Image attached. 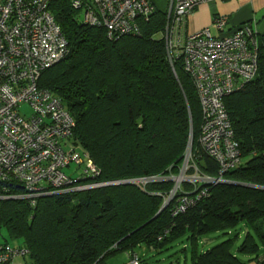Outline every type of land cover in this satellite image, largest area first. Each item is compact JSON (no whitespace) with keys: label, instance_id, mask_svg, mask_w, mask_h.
Listing matches in <instances>:
<instances>
[{"label":"trees","instance_id":"16d2710c","mask_svg":"<svg viewBox=\"0 0 264 264\" xmlns=\"http://www.w3.org/2000/svg\"><path fill=\"white\" fill-rule=\"evenodd\" d=\"M49 9L70 54L44 71L40 84L75 118L71 143L94 159L98 180L161 175L170 166L167 174H178L191 139L201 171L218 174L216 161L200 150L203 115L193 80L183 61L170 63L165 39L155 38L165 28L164 9L140 20V34L114 38L104 27L82 22L71 0H51ZM225 104L243 164L225 174L230 183L210 185L208 195L185 213L173 215L176 200L162 207L171 181L56 193L35 205L1 198L5 188L22 190L0 183V229L22 240L29 250L26 264H104L110 255L135 253L142 244L162 252L183 240L181 251L191 264H245L235 249L264 264V34L256 77ZM210 232L228 237L202 250L199 240Z\"/></svg>","mask_w":264,"mask_h":264},{"label":"built area","instance_id":"2783aa9c","mask_svg":"<svg viewBox=\"0 0 264 264\" xmlns=\"http://www.w3.org/2000/svg\"><path fill=\"white\" fill-rule=\"evenodd\" d=\"M50 1L0 0V183L22 190L14 193L5 188L1 198L28 199L35 205L39 198L68 191L120 183L145 187L143 178L98 180L101 170L94 159L71 143L75 118L60 98L40 84L44 71L70 54L68 40L49 9ZM211 1L216 0H167L164 8L168 59L172 65L183 61L193 80L203 115L200 150L218 165L216 176L202 172L190 140L179 173L158 178L174 183L164 204L177 201L173 215L195 206L208 195L210 185L228 183L225 174L244 161L225 99L256 77L259 33L251 21L224 33L227 16L214 18L218 35L210 27L189 33V16ZM71 2L83 13L85 24L104 27L111 38L140 34V20H149L158 7L153 0ZM24 104L31 114L23 112ZM72 165L79 176L68 174ZM28 253L24 246L0 244V264H21L16 259ZM129 256L130 264H141L137 254Z\"/></svg>","mask_w":264,"mask_h":264},{"label":"rangeland","instance_id":"374dc122","mask_svg":"<svg viewBox=\"0 0 264 264\" xmlns=\"http://www.w3.org/2000/svg\"><path fill=\"white\" fill-rule=\"evenodd\" d=\"M156 2L163 7L166 6V0H156ZM81 21L83 22V13H81ZM212 26H213V23H212ZM202 29H204V28H200L197 30H191L190 29V32L196 33V32L201 31ZM163 37H164V30L155 36V38H163ZM22 110H23V112H27L28 114H31V109H30L29 105L24 104L22 107ZM192 131H193V124H192ZM190 138H193V133L191 134ZM193 146H194V144H193ZM184 154H185V152H184ZM184 154H183V157H184ZM171 168H172V166H170L169 168L164 170L163 173H161V175L166 176L167 171H170ZM67 172H68V174L73 175L75 177L79 176V174H80V171L76 169L75 165H72V168L67 170ZM161 175L159 174V175H153L150 177H143V179L146 180V183H149L151 181H156V180L160 181V179H158V178L162 177ZM120 184H125V183H120ZM120 184H115V185H120ZM129 184H131V183H129ZM111 186H113V185H111ZM173 186H174V183L170 187V190L173 188ZM166 197H168V196H166ZM244 232L245 231L241 232L240 241L238 242V244L241 243V241L243 240ZM227 237H228V235L224 234L223 232L207 233V234L203 235L201 237V239L199 240L201 243L200 244L201 249L206 250L208 248H211L212 246H214V245L220 243L221 241L225 240ZM159 239H161V238H159ZM6 241H7V243L11 244L12 246L18 247L19 245H22V240L12 239L10 237L8 230L5 227H3L2 229H0V243H4ZM185 245H186V241L183 240V241H179V242L174 243L172 245V247L168 250H164L162 252H156L154 250H149L147 248V245L143 244V245H140L139 247L135 248V254L138 255L141 264H191L190 255L188 254V256H187V254H185L181 251V249ZM234 251L236 253H238L240 259L245 264H258L257 260L252 259L253 258L252 256L247 255V254H242V253L240 254L239 252H237V249H235ZM129 253H131V252L119 251L113 255H110L108 257V259L106 260V262H104V264H130L131 258L129 256ZM260 255H261L260 259L263 260L264 250L261 251ZM141 259H145V262H142ZM21 262H23V264H26V258H21Z\"/></svg>","mask_w":264,"mask_h":264},{"label":"crops","instance_id":"0c3cea01","mask_svg":"<svg viewBox=\"0 0 264 264\" xmlns=\"http://www.w3.org/2000/svg\"><path fill=\"white\" fill-rule=\"evenodd\" d=\"M153 1L161 9H164L167 6V0L165 7L159 5L156 0ZM217 16H227L229 18L228 24L223 30L224 33H230L234 28L242 25L245 22L251 21L254 22L259 36H262L264 34V0H216L203 3L193 12V14L189 16V33H191L190 29L197 30L200 28L210 27L213 34H220L221 32L212 26L214 18H216ZM4 243H7V241ZM18 247H21V245H19ZM147 248L149 250H153L148 246ZM21 258L23 257H18L16 259V263L23 264V262H21ZM260 258L259 261L264 263V257L263 260H261Z\"/></svg>","mask_w":264,"mask_h":264},{"label":"clouds","instance_id":"9594fccd","mask_svg":"<svg viewBox=\"0 0 264 264\" xmlns=\"http://www.w3.org/2000/svg\"><path fill=\"white\" fill-rule=\"evenodd\" d=\"M167 198V197H166ZM166 200V199H165ZM164 204H165V201H164V203H163V205H162V207L164 208V207H166V206H164ZM15 247V246H14ZM21 247H23V246H21ZM112 249H113V247H112ZM114 249H116V248H114ZM25 258V257H24Z\"/></svg>","mask_w":264,"mask_h":264}]
</instances>
